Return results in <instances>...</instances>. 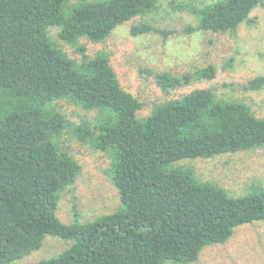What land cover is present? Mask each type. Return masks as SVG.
<instances>
[{
	"label": "trees",
	"instance_id": "16d2710c",
	"mask_svg": "<svg viewBox=\"0 0 264 264\" xmlns=\"http://www.w3.org/2000/svg\"><path fill=\"white\" fill-rule=\"evenodd\" d=\"M164 1L197 19L187 33L236 35L255 26L251 15L264 7V0H0V264L38 251L47 236L72 245L39 264H192L240 226L264 221V190L232 196L178 165L264 148L263 117L213 89L155 104L140 117L143 104L121 85L110 55L80 45L105 42ZM150 32L166 34L149 24L131 28L134 36ZM216 74L209 65L154 78L168 93ZM243 89L264 90V75ZM61 100L94 116L74 123L58 109ZM66 133L109 157L121 199L118 210L87 224L57 216L82 170L62 145Z\"/></svg>",
	"mask_w": 264,
	"mask_h": 264
},
{
	"label": "rangeland",
	"instance_id": "374dc122",
	"mask_svg": "<svg viewBox=\"0 0 264 264\" xmlns=\"http://www.w3.org/2000/svg\"><path fill=\"white\" fill-rule=\"evenodd\" d=\"M210 1L202 0L204 4ZM176 2L177 6L188 5V0ZM193 2L199 4L196 0ZM171 5L164 1L159 10L118 27L101 44L84 38L80 45L86 47L89 55L98 51L110 55L121 85L143 104L140 117H147L155 104L182 98L195 90L213 89L221 97L243 100L258 117L264 118V90L243 89L248 81L264 75V7L251 15L257 18L255 26L242 25L234 35L206 31L187 33L189 26L198 25L197 19L186 7L176 12L174 4ZM142 24L152 25L166 34L132 35L131 28ZM209 65L217 69L215 79L197 81L168 93L154 78L157 73L179 76ZM57 106L74 123L94 116L66 100L59 101ZM62 138V145L80 163L82 170L75 185L59 200L58 219L67 225L87 224L118 210L121 199L107 172L109 157L83 145L72 134L66 133ZM178 165L193 167L200 180L216 183L232 196H245L254 188L264 190V148L207 160L184 161ZM75 210L79 217H74ZM71 245V241L47 236L41 249L12 264H39ZM192 264H264V221L240 226L225 244L205 248Z\"/></svg>",
	"mask_w": 264,
	"mask_h": 264
}]
</instances>
